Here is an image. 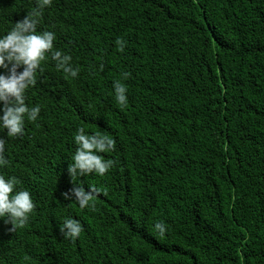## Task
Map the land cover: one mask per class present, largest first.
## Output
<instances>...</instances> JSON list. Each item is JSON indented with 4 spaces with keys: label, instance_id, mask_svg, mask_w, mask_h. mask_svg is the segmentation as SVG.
I'll list each match as a JSON object with an SVG mask.
<instances>
[{
    "label": "trees",
    "instance_id": "16d2710c",
    "mask_svg": "<svg viewBox=\"0 0 264 264\" xmlns=\"http://www.w3.org/2000/svg\"><path fill=\"white\" fill-rule=\"evenodd\" d=\"M33 7L0 0V34ZM36 30L55 33L25 91L40 112L0 132V174L35 206L13 231L0 219V264H264V0H52ZM81 126L116 146L104 175L72 181ZM80 182L101 189L84 209L61 195Z\"/></svg>",
    "mask_w": 264,
    "mask_h": 264
},
{
    "label": "clouds",
    "instance_id": "9594fccd",
    "mask_svg": "<svg viewBox=\"0 0 264 264\" xmlns=\"http://www.w3.org/2000/svg\"><path fill=\"white\" fill-rule=\"evenodd\" d=\"M51 3L52 0H35V7L31 12L13 23L4 34H0V70H6L0 71V132L6 130L7 137L22 134L25 120L35 121L40 112L39 105H26L25 91L35 83L41 61L53 49L55 33L36 30L43 9ZM51 56L56 61L57 68L73 77L77 75L78 69L69 63L72 59L70 55L56 50L51 52ZM113 88L116 101L121 105L127 104L124 84L119 80L114 81ZM74 143L76 148L72 163L68 164L67 169L72 181L90 173L102 176L111 168L113 161L100 155L115 148L116 141L111 135L101 132L89 134L81 126L76 129ZM7 164L5 137L0 136V166ZM18 182L14 176L5 178L0 174V219L11 224L9 231L24 225L35 206L27 189L17 190ZM100 191L94 185H88L86 191L80 182L75 183L70 192H62L61 195L84 209L90 206L94 196ZM153 227L160 234L166 231L165 222L161 220L155 221ZM81 231V222L71 217L64 219L59 226L60 234L72 240L78 238Z\"/></svg>",
    "mask_w": 264,
    "mask_h": 264
}]
</instances>
